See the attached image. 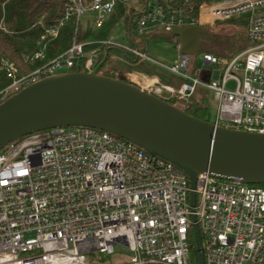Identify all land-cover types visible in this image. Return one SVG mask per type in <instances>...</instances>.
<instances>
[{"label":"built area","instance_id":"1","mask_svg":"<svg viewBox=\"0 0 264 264\" xmlns=\"http://www.w3.org/2000/svg\"><path fill=\"white\" fill-rule=\"evenodd\" d=\"M119 1L69 0L65 15L46 26L28 59L44 58L46 37L57 36L72 15L77 25L100 27ZM262 8L264 0H211L193 15L167 2H149L135 19L138 35L252 13L245 50L225 61L203 51V65L210 68L204 78L190 74L191 53L178 39L176 61L161 63L182 77L181 83L150 89H168L188 100L199 85L206 86L217 99L216 124L264 132ZM93 41L150 58L113 37L82 41L74 35L65 50L22 74L13 60L3 58L11 81L0 90V103L36 80L72 70L78 61L83 70L94 69L96 50L85 48ZM231 79L235 87L228 86ZM192 190L181 166L108 130L68 125L34 131L0 149V264H189L195 222L204 237L205 264H263L264 185L200 173L194 206ZM116 244L132 254L112 262L95 256L116 253Z\"/></svg>","mask_w":264,"mask_h":264},{"label":"water","instance_id":"2","mask_svg":"<svg viewBox=\"0 0 264 264\" xmlns=\"http://www.w3.org/2000/svg\"><path fill=\"white\" fill-rule=\"evenodd\" d=\"M202 28L199 24L177 25L161 31L179 36L182 49L192 53L200 45ZM218 75L215 70L214 77ZM68 125L108 130L178 164L190 178L193 206L200 173L264 183V132L199 118L144 87L97 68L45 76L2 101L0 149L34 131ZM195 237L199 264H205L198 222Z\"/></svg>","mask_w":264,"mask_h":264},{"label":"trees","instance_id":"3","mask_svg":"<svg viewBox=\"0 0 264 264\" xmlns=\"http://www.w3.org/2000/svg\"><path fill=\"white\" fill-rule=\"evenodd\" d=\"M69 0H0V90L6 86L11 77L8 76L4 67L2 66V59L8 58L13 60L18 67V73H25L47 59L65 50L72 42L73 36L79 40H99L107 38L110 33L111 21H116L125 17L129 26V35L137 47L143 51L146 50V44L142 40H135L131 24H134L136 17L141 13L142 9L146 7L151 0H138L142 3V7H137L134 4L124 3L121 0L118 2L115 11L112 13L111 19L106 20L100 27L94 28L91 25L78 24L76 16L72 15L69 20L61 26L57 36L46 37V55L42 59H36L31 62L28 57L32 56L38 49L37 41L44 34L46 26L57 23L66 13ZM170 3L172 6L183 9L185 12L197 15L200 5L204 1L211 0H160ZM261 10H264L262 8ZM251 12H246L238 16H233L227 20H238L240 26H247L249 24V15ZM144 33L143 35L148 34ZM142 36V35H141ZM86 49L95 48V64L99 72L119 77L126 81L132 82L143 87L138 81L131 77L135 72L148 74L153 71L145 66L144 60H140V56L132 51L118 45L104 43L100 41H93L85 46ZM211 51L218 54L220 57L229 55H221L222 47L214 45L209 47ZM237 52L230 54L235 55ZM113 57V61L109 60ZM128 61H136L138 68H133V64H128ZM72 70L85 69L83 64L78 61ZM180 77V76H179ZM180 77V82L182 81ZM166 91V89H163ZM157 95L167 99L173 104L185 109L187 112L209 120L207 117L208 102L205 98H196L194 94L188 99H180L176 95L170 93L166 96L152 90ZM162 91V92H164ZM197 91V90H196ZM167 92V91H166ZM168 93V92H167ZM264 185V183H252ZM192 250L195 252L199 264L198 252L196 248V237L192 234ZM204 240V237H203ZM264 264V261H263Z\"/></svg>","mask_w":264,"mask_h":264},{"label":"rangeland","instance_id":"4","mask_svg":"<svg viewBox=\"0 0 264 264\" xmlns=\"http://www.w3.org/2000/svg\"><path fill=\"white\" fill-rule=\"evenodd\" d=\"M154 1V0H151ZM130 4H134L137 7H142V3L138 0H130ZM261 10V9H259ZM250 14L249 23L251 19ZM112 14L107 19L108 21L111 19ZM111 28L109 37H113L116 41L122 43L123 45H136L132 41L129 35V26L130 24L126 20L125 17H122L116 21H109ZM238 20H227V21H218L215 27L207 26L202 28L201 31V42L199 47L195 52L191 53V62H190V74H200L202 77H206L209 71L208 66L203 65L202 54L204 50H208L209 47L220 45L222 47L221 55H226L227 53H234L240 51L241 49L247 47L249 45L248 38V28L247 26L238 25ZM133 35L135 36V40H142L146 44V49L150 55H152L159 62L171 65L176 61V57L178 54V49L176 47L175 36L171 32H161L160 28H155L149 31L146 35H138L135 32L134 24H131ZM140 60H144L143 57H140ZM113 61V57L109 60V63ZM145 61V60H144ZM128 64H133V68H139L136 61H128ZM163 66V65H162ZM167 68V67H166ZM168 69V68H167ZM202 69V72H199ZM67 69L59 70V72ZM172 73V71H170ZM150 73V72H149ZM238 74L242 75V71H237ZM175 74V73H174ZM177 75V74H176ZM229 87H235V81L231 79L228 82ZM146 88V87H145ZM151 91L150 88H146ZM200 89L203 92L205 99L208 102V112L207 117L210 121H214L216 119L217 113V101L214 95V91L206 86L199 85L198 90ZM169 93L166 91L160 92V95L167 96ZM179 98V97H178ZM119 254H124L122 259L127 258L132 254V251L128 246L123 244H116V253L114 254H106V253H95V256L99 260H107L109 262L117 261L121 257ZM189 264H198L197 256L194 251L189 255Z\"/></svg>","mask_w":264,"mask_h":264},{"label":"crops","instance_id":"5","mask_svg":"<svg viewBox=\"0 0 264 264\" xmlns=\"http://www.w3.org/2000/svg\"><path fill=\"white\" fill-rule=\"evenodd\" d=\"M218 21H226V20L220 19V20H215V21H210V22L204 23V24H202L203 28L207 27V26L215 27ZM161 30L162 29H160V31ZM161 32H164V31H161ZM174 38H175V41L177 44V40L178 39L180 40V37L175 36ZM200 42H201V40H200ZM245 49H246V47L241 49L240 51H237V53H239ZM206 50H204V51H206ZM207 51H211V50L208 49ZM145 52L150 56V58H144V60L146 61L145 66L149 67L153 71H151V73H148V74L141 73V72H135L131 75V77L136 79L138 81V83H140L143 87H146V88H150L151 85L155 87L161 83L179 86V84L181 83L180 77L178 75L174 74L173 72L171 73L170 70L167 69L165 66H162V63L159 62L157 59H155L152 55H150L148 53L147 49L145 50ZM230 54H232V53H230ZM230 54L223 56V57H220V58L223 61L228 60L230 57H232V55L230 56ZM176 59H177V57H176ZM166 91L168 93H170L171 95H173L168 89H166ZM214 95H215V93H214ZM194 97L205 98L203 92H201L200 89L199 90L197 89V91L194 94ZM215 98H216V96H215ZM216 101H217V99H216Z\"/></svg>","mask_w":264,"mask_h":264}]
</instances>
